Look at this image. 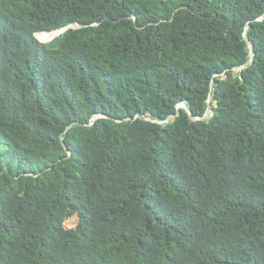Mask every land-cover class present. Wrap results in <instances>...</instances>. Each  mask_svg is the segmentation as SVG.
<instances>
[{
  "label": "trees",
  "instance_id": "obj_1",
  "mask_svg": "<svg viewBox=\"0 0 264 264\" xmlns=\"http://www.w3.org/2000/svg\"><path fill=\"white\" fill-rule=\"evenodd\" d=\"M0 264H264V0H0Z\"/></svg>",
  "mask_w": 264,
  "mask_h": 264
},
{
  "label": "clouds",
  "instance_id": "obj_2",
  "mask_svg": "<svg viewBox=\"0 0 264 264\" xmlns=\"http://www.w3.org/2000/svg\"><path fill=\"white\" fill-rule=\"evenodd\" d=\"M65 28H66V29H65L64 31H62V32H60V31L63 30L64 28H63V29L56 30V31H58V35L62 34L63 32H65V31H66L67 29H69V28H71V29H78V28H80V26L77 25V24H71V25H69V26H67V27H65ZM53 32H54V31H53ZM59 32H60V33H59ZM58 35H57V36H58ZM57 36H56V37H57ZM54 38H55V37H54ZM54 38H53V39H54ZM36 39H37L38 41H40V40L37 38V36H36ZM53 39H52V40H53ZM50 41H51V40H50ZM40 42H41V41H40ZM41 43H43V42H41ZM181 105H182V104L178 105V106H180V107H178V106L176 107L177 112H179L180 110H183ZM178 109H180V110L178 111ZM177 112H176V113H177ZM208 112H209V115H208V116L206 115V118L203 119V120H207L208 118H210V117L212 116V111H211V110H207L205 114H208ZM175 115H176V114H175ZM175 115L170 116V117L166 120V122L172 120V119L175 117ZM95 118H97V117H93L92 120H94ZM201 118H202V117H201ZM198 119H200V118H198ZM198 119H197V120H198ZM193 120H195V119H193Z\"/></svg>",
  "mask_w": 264,
  "mask_h": 264
},
{
  "label": "rangeland",
  "instance_id": "obj_3",
  "mask_svg": "<svg viewBox=\"0 0 264 264\" xmlns=\"http://www.w3.org/2000/svg\"><path fill=\"white\" fill-rule=\"evenodd\" d=\"M50 42V41H49ZM43 43H48V42H43ZM239 70L240 69H234L233 70V73L235 75H237L239 73ZM180 107V106H178ZM207 116L209 115V112L208 114H206ZM77 216L76 215H73V216H69L68 218L65 219V221L63 222V226L67 229H71V228H74L76 225H77Z\"/></svg>",
  "mask_w": 264,
  "mask_h": 264
},
{
  "label": "water",
  "instance_id": "obj_4",
  "mask_svg": "<svg viewBox=\"0 0 264 264\" xmlns=\"http://www.w3.org/2000/svg\"><path fill=\"white\" fill-rule=\"evenodd\" d=\"M261 19H262V18H261ZM65 29H66V28H64V29L61 30L60 32L64 31ZM60 32H59V33H60ZM244 35H245V33H244ZM181 106H182V109H183V110H186V107H185L183 104H182ZM179 110H180V109H178V111H179ZM178 114H179V112H177L175 116H178ZM205 118H206V114H204V116H203L202 118L198 119V120H203V119H205Z\"/></svg>",
  "mask_w": 264,
  "mask_h": 264
}]
</instances>
